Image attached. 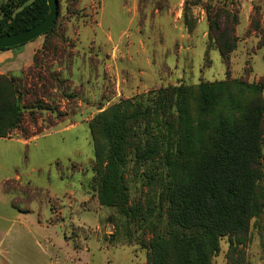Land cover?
Here are the masks:
<instances>
[{"label":"rangeland","instance_id":"rangeland-1","mask_svg":"<svg viewBox=\"0 0 264 264\" xmlns=\"http://www.w3.org/2000/svg\"><path fill=\"white\" fill-rule=\"evenodd\" d=\"M118 3L58 0L53 30L40 36L45 47L36 63L8 76L24 113L34 111L38 119L23 125L35 135L26 138L15 129L11 139L0 140V182L7 178L0 201L8 202H0V213L17 215L22 235L40 240V245L29 241L34 250L26 252L39 264L145 262L138 239L148 236L147 230L97 198L88 123L99 111L167 85L239 77L252 82L264 75L263 49L256 48L255 33L246 34L253 7L264 14V0H184L173 17L148 14V8L163 6L159 0H138L135 16ZM218 5L238 18L237 48L229 63L207 36L205 7ZM128 177L131 199H144L141 180ZM248 233L246 264H264V214L251 219ZM228 245V236L220 237L211 264H226Z\"/></svg>","mask_w":264,"mask_h":264},{"label":"trees","instance_id":"trees-1","mask_svg":"<svg viewBox=\"0 0 264 264\" xmlns=\"http://www.w3.org/2000/svg\"><path fill=\"white\" fill-rule=\"evenodd\" d=\"M47 12L46 0H6L0 34L27 29ZM205 12L207 36L229 63L237 48V15L224 5ZM251 33L264 57L258 7L246 30ZM44 47L45 41L34 64ZM8 76L0 75V136L18 129L28 138L36 133L24 122L35 123L37 114L24 113ZM88 129L98 201L147 230L138 239L146 251L143 264H211L222 236L229 241L226 264H246L250 221L264 214V75L252 82L239 77L167 85L144 99H120L99 111ZM128 173L133 182L141 180L144 199H131Z\"/></svg>","mask_w":264,"mask_h":264},{"label":"crops","instance_id":"crops-1","mask_svg":"<svg viewBox=\"0 0 264 264\" xmlns=\"http://www.w3.org/2000/svg\"><path fill=\"white\" fill-rule=\"evenodd\" d=\"M118 3V9L127 10L132 16L139 11L138 0H127L125 4L123 0ZM163 2V6L148 8V14L156 17L167 15L173 17L180 11L184 0H159ZM104 3L101 4L100 12H103ZM43 43L42 37H37L29 42L21 45L0 49V75H17L34 64V54L41 48ZM142 43V41H141ZM12 137L0 136V140L11 139ZM19 178L18 174L13 175ZM7 178L0 182L1 189L5 186ZM6 189V187H4ZM2 204L8 202L1 200ZM12 203V202H11ZM18 216L8 218L0 213V264H39V261L32 260L27 257L28 250H34L30 246L29 241L34 239L35 245H40V240L33 235H22L23 231L15 226ZM48 247V246H47ZM26 253V254H25Z\"/></svg>","mask_w":264,"mask_h":264},{"label":"water","instance_id":"water-1","mask_svg":"<svg viewBox=\"0 0 264 264\" xmlns=\"http://www.w3.org/2000/svg\"><path fill=\"white\" fill-rule=\"evenodd\" d=\"M48 12L33 26L14 33L0 34V47H13L43 35L56 21L58 0H46Z\"/></svg>","mask_w":264,"mask_h":264}]
</instances>
